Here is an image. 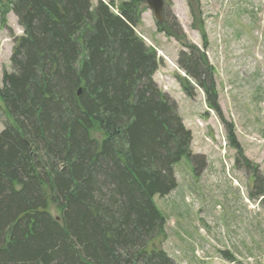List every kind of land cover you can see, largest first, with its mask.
<instances>
[{
  "label": "trees",
  "instance_id": "obj_1",
  "mask_svg": "<svg viewBox=\"0 0 264 264\" xmlns=\"http://www.w3.org/2000/svg\"><path fill=\"white\" fill-rule=\"evenodd\" d=\"M144 4L0 0V28L13 12L23 30L0 86V264H175L154 198L177 189L192 134L136 33ZM158 30L188 49L184 92L216 108L207 57Z\"/></svg>",
  "mask_w": 264,
  "mask_h": 264
},
{
  "label": "rangeland",
  "instance_id": "obj_2",
  "mask_svg": "<svg viewBox=\"0 0 264 264\" xmlns=\"http://www.w3.org/2000/svg\"><path fill=\"white\" fill-rule=\"evenodd\" d=\"M112 1L118 13L128 0ZM144 5L136 33L156 50L154 81L192 134L191 159L175 167L177 189L154 198L167 221L166 240L154 244L175 264H264V0H165L162 24L181 31L214 68L213 109L201 89L184 92L178 58L188 49L160 32ZM22 35L10 12L0 28V86Z\"/></svg>",
  "mask_w": 264,
  "mask_h": 264
},
{
  "label": "water",
  "instance_id": "obj_3",
  "mask_svg": "<svg viewBox=\"0 0 264 264\" xmlns=\"http://www.w3.org/2000/svg\"><path fill=\"white\" fill-rule=\"evenodd\" d=\"M145 3L153 11L157 22L162 23L165 0H145Z\"/></svg>",
  "mask_w": 264,
  "mask_h": 264
}]
</instances>
